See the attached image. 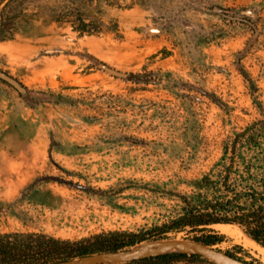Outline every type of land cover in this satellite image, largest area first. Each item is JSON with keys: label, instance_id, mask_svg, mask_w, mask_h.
<instances>
[{"label": "rangeland", "instance_id": "rangeland-1", "mask_svg": "<svg viewBox=\"0 0 264 264\" xmlns=\"http://www.w3.org/2000/svg\"><path fill=\"white\" fill-rule=\"evenodd\" d=\"M24 7L36 16L0 40V72L15 81L0 77V235L146 232L131 259L154 241L177 240L155 255L187 253L169 264H233L225 254L264 264V246L237 225L236 235L218 224L168 229L196 183L216 178L234 139H251L238 144V160L264 164V0ZM73 9L100 30L45 20ZM206 234L216 244L197 240Z\"/></svg>", "mask_w": 264, "mask_h": 264}, {"label": "trees", "instance_id": "trees-1", "mask_svg": "<svg viewBox=\"0 0 264 264\" xmlns=\"http://www.w3.org/2000/svg\"><path fill=\"white\" fill-rule=\"evenodd\" d=\"M25 1L7 0L0 8V40L12 38L22 24L36 16L25 12ZM45 20L69 22L81 34L100 30L94 21L87 23L74 9L52 13ZM250 142L249 138L232 141V156H226V162L218 169L215 179L210 174L196 183V193L192 198H185L184 213L174 219L168 229L182 231L190 228L194 232H205L210 225H237L264 246V164L255 166L252 159L242 155L238 160L236 153L238 144L243 147ZM229 148V144L226 145V154ZM261 161L264 162V157ZM254 167L260 169V173L254 172ZM146 236V232L111 231L72 241L40 233L1 234L0 264H67L93 255H119L144 242ZM212 238L206 234L197 240L212 246L217 242ZM187 257V253H165L117 264H169Z\"/></svg>", "mask_w": 264, "mask_h": 264}, {"label": "water", "instance_id": "water-1", "mask_svg": "<svg viewBox=\"0 0 264 264\" xmlns=\"http://www.w3.org/2000/svg\"><path fill=\"white\" fill-rule=\"evenodd\" d=\"M0 77L4 78L8 82L15 84V81L10 78L9 76L3 74L0 72ZM183 242V241H182ZM181 241L177 240H165V241H154L150 244L151 249L149 251H143L144 256H150V255H155V253H158L166 248L176 246L180 243ZM184 243L189 244L194 250H196L198 253L203 254L204 251L194 245L192 242L184 241ZM135 252H141L140 250H130L127 253H124L122 255H93L87 258L82 259L79 262H74V263H69V264H117V263H122L130 260V256L135 253ZM225 257L227 260H229L233 264H249L245 261H242L238 258L232 257L230 255L225 254Z\"/></svg>", "mask_w": 264, "mask_h": 264}, {"label": "bare ground", "instance_id": "bare-ground-1", "mask_svg": "<svg viewBox=\"0 0 264 264\" xmlns=\"http://www.w3.org/2000/svg\"><path fill=\"white\" fill-rule=\"evenodd\" d=\"M223 232H226V233H230V234H233V235H236V233H237V231L238 232H242V230H240L238 227H236L237 229H233L232 228V225H230V224H218L217 225ZM235 228V227H234ZM247 241H249V242H251L252 244H255L256 245V242L255 241H253L252 239H249L248 238V240Z\"/></svg>", "mask_w": 264, "mask_h": 264}]
</instances>
